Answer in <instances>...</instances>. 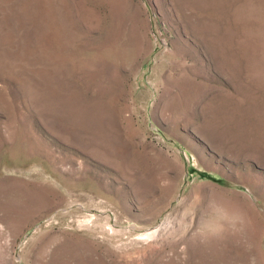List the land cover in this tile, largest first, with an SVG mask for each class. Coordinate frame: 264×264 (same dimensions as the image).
Wrapping results in <instances>:
<instances>
[{"label": "rangeland", "instance_id": "374dc122", "mask_svg": "<svg viewBox=\"0 0 264 264\" xmlns=\"http://www.w3.org/2000/svg\"><path fill=\"white\" fill-rule=\"evenodd\" d=\"M0 264H264V0H0Z\"/></svg>", "mask_w": 264, "mask_h": 264}]
</instances>
